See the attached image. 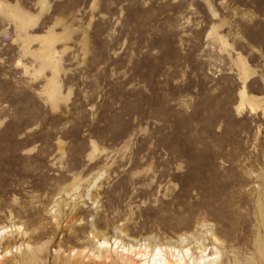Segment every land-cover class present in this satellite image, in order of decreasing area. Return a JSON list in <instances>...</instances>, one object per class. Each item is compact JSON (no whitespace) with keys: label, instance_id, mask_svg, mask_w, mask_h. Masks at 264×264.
<instances>
[{"label":"rangeland","instance_id":"1","mask_svg":"<svg viewBox=\"0 0 264 264\" xmlns=\"http://www.w3.org/2000/svg\"><path fill=\"white\" fill-rule=\"evenodd\" d=\"M197 242L264 264V0H0V264Z\"/></svg>","mask_w":264,"mask_h":264},{"label":"bare ground","instance_id":"2","mask_svg":"<svg viewBox=\"0 0 264 264\" xmlns=\"http://www.w3.org/2000/svg\"><path fill=\"white\" fill-rule=\"evenodd\" d=\"M53 53L54 51H47L43 57L47 59L48 62L54 64L55 60L54 56L52 55ZM240 65L241 74L245 75V69L242 62H240ZM48 84L49 94L52 95L56 92V87L54 86L52 80H49ZM240 96V106H243L244 102H246V104L250 108H254V106L256 105L255 102H252L250 99H248L244 89L241 90ZM113 244H116V241ZM98 245L102 248L109 246L106 240L98 241ZM195 248L198 253L196 257L191 256L189 248H184L183 246H155L152 249L144 246L142 249L135 251L136 248L128 245V247H121V251L123 252V254H126L124 258L128 260L129 264H207L208 262L213 261L218 254L217 252H214L212 256L207 257V254L205 252L206 247L202 243L197 242ZM127 254L130 256L127 257Z\"/></svg>","mask_w":264,"mask_h":264}]
</instances>
